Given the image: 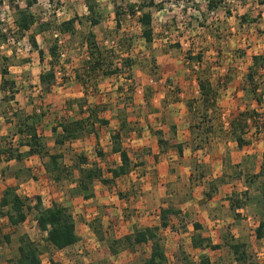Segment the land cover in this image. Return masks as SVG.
Wrapping results in <instances>:
<instances>
[{
  "label": "crops",
  "instance_id": "obj_1",
  "mask_svg": "<svg viewBox=\"0 0 264 264\" xmlns=\"http://www.w3.org/2000/svg\"><path fill=\"white\" fill-rule=\"evenodd\" d=\"M261 15H263L262 12ZM197 18H200L199 13ZM224 21L228 24L230 23L229 21H232V24H229L225 31L229 36L227 37L229 41H225L224 43L223 35H220L222 31H219V34L215 35L217 32L214 33L211 30L213 26L208 24L207 21L203 22L199 19V25L196 27L195 24H193L196 22L195 20L190 22L191 28L195 30L192 31V33L195 34L191 33L192 38L196 35L197 37L196 39L193 38L187 50H190L193 55L201 51L204 55L202 62H190L183 59L182 61H174L172 65L164 63L161 66L163 78L156 82L159 86L153 93V99H150L152 105H154L151 111L157 108V112H150V116H147L150 121L146 124L145 128L140 123L137 125L141 129L139 131L140 133L136 134L134 139V135H131V140H126L127 135L124 132L121 133L123 134L122 147L127 151L130 157L132 168H134V166L136 167L134 170L131 169L129 175L116 179L112 185H104L105 188L102 186L103 184L96 183L93 186L94 196L92 198L85 200L79 196L70 197L68 188H71L72 185L67 187L66 184L62 185L55 183L52 179V175L45 169L44 162L46 163L47 160L45 159L43 162L36 155H27L29 148L20 144L24 142V136H20L19 134L12 136L13 144L11 147L13 150H17V153L21 155V159L7 160L5 156L1 157L0 196L8 187H15L17 195L21 198H23V196L26 198L40 197L42 204L46 207H50L52 203L67 207L73 216L76 234L80 240L72 247L58 251L59 253L67 250H74V248H77L81 244H84L85 247L89 244L90 246L92 245V247H98L102 243L105 244L106 242L100 240L89 225L95 219H101L100 213H103V210L107 212V215L112 216L111 222L108 223L109 225L101 222L103 229L112 233L110 231L111 226L118 224V233L114 234L120 237L131 235L135 230L160 227V211L168 207V205L165 204V194H167L166 197H171L174 191L173 188H175L174 183L177 180L183 183V188L189 185V180L192 175L191 170H193L189 167V164L190 161H195V158H197L196 154L191 151V122L186 104L189 101L199 102L200 89L198 83L199 80L204 78L203 73L205 71H208L211 88L218 94L217 107L219 109V114H216V112L212 113L210 109L207 110V113L215 116L212 121L213 126L217 130L220 128L223 129L221 135L223 137L214 139L216 140L215 143L213 142L211 144L212 147H215V152L212 151V153L207 156V158L210 159V163H223L224 148L228 147V149L231 148L232 151L229 159H231L232 164H238L241 161V155H243L242 152H244V149L254 146L255 143H253L252 139L249 146L239 149L235 141L229 136L230 115L235 113V109L239 105L240 110L247 107L246 104L242 106L238 104V102L235 105V101L240 99L239 102L241 103L247 98L244 91L240 90L238 86L244 80L252 64V59L244 65L235 63V13H229ZM219 37L221 38L220 40ZM195 45H198V47ZM42 51L44 52V60L42 62L38 52L31 51L29 56L25 58L26 60L23 59L20 64L8 68L9 75L6 78L14 81L17 92L14 93V99L11 100L9 93H3L0 90V108L4 107L3 109L7 111L13 108V111H10L11 116L21 112L25 115H32V113H39L37 112L39 109H37L36 105H40L42 103L41 101H43L42 112L46 110V115L43 116V120L37 132L38 135L44 138L49 153L62 155L63 164L66 166L71 165L74 158L84 156L88 159L89 163H97L102 170L104 178H111L107 170L114 169L121 165L119 154L112 152L113 143L111 137L115 131L120 128L119 125L122 120L119 119H121L122 116L125 117L128 110L136 111L140 108L136 106V97L137 92L143 94V90L137 89L134 93V107L125 109L122 103L125 95L117 92V88L124 85V80L114 76L103 80L99 79L96 93L94 95H89L87 92L85 93V98L88 100V103H98L99 99V103L103 105L110 104L104 112L100 111L98 113L99 118L108 121V125L99 126L95 124L92 134L85 133L75 141H68L58 146L55 143V138L56 135L61 134V130L57 127V124L66 120L77 121L85 119L90 115L91 110L83 106L81 112L76 105H73L71 109H64L66 101L71 99L74 100L75 98L79 99L84 96L83 87L73 80V76H71L69 82L63 85L57 83L44 98H36V94H41L38 86L40 85V75L45 70L49 69L47 65L48 58H46L45 51ZM9 55L10 54L7 53L5 57L9 58ZM79 61L77 60L76 62L74 61L66 65L65 75L67 77L70 76L71 69L78 66L80 63ZM235 68L239 71H237V75H235ZM134 70L136 69H133V72ZM134 73L136 74L135 77L138 78H141L143 75V73L138 70ZM1 80L2 77L0 74V83ZM31 83L37 85L34 86V88H31V86L28 87L27 84L32 85ZM176 88L178 90L174 92ZM164 102H166V104ZM5 105H7V108ZM46 106L47 109L45 108ZM29 109H31V113L28 112ZM219 117L220 120H226V122H221L218 119ZM2 118L4 119V117ZM126 120L128 122L130 121L128 118H126ZM1 124L2 122H0V127ZM4 124H6L7 129L16 130L17 128L16 119L12 120V117L4 119ZM53 129H56L57 133H54L52 131ZM6 130L2 129L0 131V136H4ZM157 130L162 132V139L167 143V146L162 147L158 144L157 136L154 134V131ZM170 130L174 132H172L173 135L170 133ZM223 138H225V140ZM247 138H249V136ZM1 147L5 148L6 146ZM97 151L103 153V159L97 157ZM72 153L75 155L71 156ZM236 154L239 155V157L235 161ZM67 155H70V158ZM91 155L93 159H91ZM105 168H107V170H105ZM138 169L141 171V177L138 179L139 188L141 190L139 189V196L136 199L137 203H135L136 219L133 220L131 217H123L122 213L125 209L123 210L124 207L122 205L120 206L123 200L118 197H107V192L104 190L109 192H111V190L113 191L114 186H118L120 182L124 181V178L131 176ZM215 174L214 176L216 178L223 176V172L219 174L218 170H216ZM241 181L243 180L239 182L241 183ZM102 191L104 193H102ZM220 193L221 190L219 188L217 194L220 195ZM235 193H237V189L233 188L231 194ZM194 195L195 194H191L188 196L191 198ZM205 203L199 200L198 204L194 207L186 205L183 209L180 205L177 208L175 207L174 209L179 212L178 217L170 222L168 228L159 229V232L164 230V232H171L168 234H177L175 223L178 224L177 221H179V223L186 224L187 226L185 230L184 228L180 229L178 234L184 236L182 232L188 229V239L186 241H189L190 244L192 243V239L198 236L201 239L210 240L213 245L222 244V237L216 234L218 230H222L224 226L226 229L230 227L227 226V222L215 217L213 211L212 213H207L203 208ZM113 205L114 207H112ZM104 207L106 208L104 209ZM116 207L118 209H116ZM192 213L193 218L183 221L182 215L185 219L186 217H191ZM209 215L214 218V220H210ZM30 219H32L31 224H35V226L32 227L34 231L37 227L33 215L28 216L25 223L16 229L9 226L6 218H0V237H2V235H9L12 239L13 233L18 231L20 227H25ZM41 237L44 238L45 234L42 233ZM147 246L150 248V244ZM180 248L181 250L183 249L181 244L177 245L175 251H179ZM191 248L195 249V251L208 250L194 248L193 246H191ZM8 260V258L7 260H0V264H9ZM42 264L44 263L42 262ZM48 264H50V260Z\"/></svg>",
  "mask_w": 264,
  "mask_h": 264
},
{
  "label": "trees",
  "instance_id": "obj_2",
  "mask_svg": "<svg viewBox=\"0 0 264 264\" xmlns=\"http://www.w3.org/2000/svg\"><path fill=\"white\" fill-rule=\"evenodd\" d=\"M11 4H14V20L15 30L11 28H4L6 24L0 21V47L9 48L12 44L8 43V39L12 38L14 43H18L20 38H24L29 33V43L31 49L38 52L41 62L44 60V52L40 49L37 42V36L43 35L45 33H50L55 31L58 33L59 38L63 39L69 44V42L79 39V45L85 50L86 58L79 61L77 67L71 69L70 76L65 75L66 65H62L59 58L60 48L59 39L55 38L52 40L49 48V60L47 65L48 70H45L40 75V85L39 91L41 94L39 98H44L47 93H49L53 87L58 83L57 74L61 75V82L59 85H63L69 82L71 76L73 80L84 88V93L79 99L66 101L64 109H71L73 105H76L80 111L83 106L86 105L85 93L87 89L91 86V90L95 92L98 90L99 79H106L109 77H119V74L125 75L126 86H119L117 92L125 95L123 100V107L125 109H131L134 107V93L136 92V87L138 83L134 81L132 76V63L133 61L129 57H119L117 56L119 52L118 49H125L127 46L132 47L134 44L131 40H127L128 44L119 37V32L122 29V20H127L130 18H135L138 26L140 27L139 39L142 40L143 45L146 48H151L155 42V34L153 30V10L162 11L164 10L165 2L164 0H114V15H115V29L113 40L111 41L110 48L102 46L93 31V28L100 25L102 18L99 12H96L95 6L92 4L91 0H87L86 5L89 11V16H86V22L89 25V30L86 33H82L78 30L76 23L78 25H83L84 21L78 19L76 16L59 22L55 27L52 25L51 21L42 22L39 20L32 12L31 8L37 5L38 0H10ZM18 1H23L24 6H20ZM54 2L55 0H50ZM185 2V0H182ZM226 0H204L205 10L201 11L200 6L194 8L200 13L201 21L206 22L208 16L214 15L220 10V8H225ZM189 2V1H188ZM258 4L264 6V0H258ZM17 3V4H15ZM1 4V3H0ZM202 12V13H201ZM227 15L229 12L226 13ZM261 14H258L257 18ZM256 19L250 20L248 14H244L239 17L240 25H245L248 23H255ZM6 29V32L3 30ZM34 29V31H32ZM53 34V35H54ZM128 37V35H126ZM120 38V39H119ZM129 39V38H128ZM85 46V47H84ZM173 47L180 48L179 44H175ZM129 51V48L126 50ZM118 57V58H117ZM185 57L187 61L201 63L203 60V53L201 51L196 54H192L190 50H186ZM124 58L123 60H120ZM26 60V59H25ZM10 58L5 56L0 58V74L2 77L0 83V90L3 93H9L10 99H14V93L17 92L15 89L14 81L7 79L9 75L8 62ZM71 63H73L71 61ZM67 64H70V60H67ZM204 78L199 80L200 98L197 101H189L186 104L187 111L189 113V119L191 122L190 132H191V144L194 149H202L204 144H208L210 137L212 135L218 136L222 135L223 129H216L213 126V117L207 113V110H211L212 113L219 114V109L217 107V97L218 94L215 90L211 88L208 71L203 73ZM240 90L244 91L245 95L249 100L256 103L259 108L264 107V54L252 57V64L248 69V72L238 86ZM178 89L176 88L174 92ZM150 91V92H149ZM173 92V93H174ZM150 93V94H149ZM154 93V91H153ZM152 91L149 89L144 94L145 103L150 104V96ZM153 96V95H152ZM151 96V97H152ZM43 103V101H41ZM42 103L40 106L42 107ZM166 104V102H164ZM110 104L102 105V111H105ZM97 107H99L97 105ZM101 107V106H100ZM95 110V109H94ZM46 110H39L38 114L32 116H21V114H13L12 120L16 119L17 128L13 135L19 134L24 136V142L21 145L27 146L29 151L27 155L38 156L44 162L45 169L48 173L52 175V179L57 184H66L68 187V194L70 197H82L87 200L94 196L93 186L96 183H101L103 185H112L116 179L122 178L123 176L129 175L131 169L130 157L126 150L122 147V132L128 135L130 128V122L123 117L119 125V129L115 131L112 135V152L117 153L120 156L121 165L114 168L108 169L107 172L110 173L111 178H104L101 168L96 162H88V159L84 156H78L73 159L71 165L66 166L63 164V156L60 154H50L49 150L45 145L44 138L38 135V127L43 120V116L46 115L44 112ZM134 111V110H133ZM82 112V111H81ZM100 112V111H99ZM152 112L156 113L157 108ZM134 113H138L134 111ZM123 114V113H122ZM164 118V117H163ZM107 126L108 121L99 118L98 112L91 111L90 115L82 120H66L57 124L60 128L61 134L56 135L55 143L58 146L63 145V143L68 141H75L83 134H92L94 132V125ZM264 114L259 113L257 110H245V111H235L230 115V138L235 141L239 149L249 146L251 140H253L260 135L264 134ZM251 131L250 137L247 138V132ZM57 133L56 129L52 130ZM138 132V131H137ZM139 134V132L137 133ZM154 134L158 137V144L162 147L167 146V143L162 139L161 131H154ZM217 137V136H216ZM223 137V136H220ZM12 144H8L5 148L0 146V159L5 156L7 160H20L21 155L17 153V150H13ZM97 157L103 159V153L97 151ZM196 169V168H195ZM232 170V178L242 179L247 187L244 192L240 195L233 194L229 198L231 212H235L238 209H243L247 203L252 199L250 197V190L254 187L256 192L260 193V198L264 206V163L260 166L259 170L255 174H251L248 171L245 172L246 168L241 164L232 165L230 167ZM132 170V171H133ZM225 173V172H224ZM205 175L199 174L198 177L191 175L190 182L194 180L199 181L204 179ZM225 176H220L217 181L220 185H224ZM218 185V186H220ZM218 187L215 182L209 184V191L206 197L211 198L212 195L217 192ZM264 209V207H263ZM257 227L254 229L255 239L257 241L264 240V213ZM33 215L36 222L37 229L45 234L43 238L44 246L51 248L55 251H62L67 248L72 247L79 242V237L76 234L75 222L70 210L60 204L52 203L50 207H46L42 204L40 197L33 198H21L16 193L15 187H8L5 189L0 196V218H6L8 224L12 228H18L20 225L25 223L28 216ZM179 212L172 206H168L160 211V227L159 228H145L141 230H135L131 235L120 237L117 235H112L109 231L104 230L101 220L95 219L91 222L90 228L96 234V236L106 242L107 248L112 256H117L122 251H132L136 247L147 246L150 244V255L142 262V264H166L167 257L162 245V240L158 235L159 229H165L170 226V222L177 218ZM238 216H235V218ZM228 229V228H227ZM2 241L5 244H11V238L9 235H2ZM18 246L16 256L9 261V264H42L43 251L40 249V244L31 240L27 234H22L18 237ZM192 246L194 248L200 249H210L218 250L223 246H226L231 255L232 261L229 263L211 262L208 258H201L196 264H251L250 257L248 254L247 246L243 242L235 240L232 236L228 238H223L222 244L213 245L210 240L201 239L199 236L192 239ZM178 258L175 264H194L190 258L181 251L177 252ZM181 258V259H180ZM50 264H63L55 256L51 255Z\"/></svg>",
  "mask_w": 264,
  "mask_h": 264
},
{
  "label": "rangeland",
  "instance_id": "obj_3",
  "mask_svg": "<svg viewBox=\"0 0 264 264\" xmlns=\"http://www.w3.org/2000/svg\"><path fill=\"white\" fill-rule=\"evenodd\" d=\"M131 1L136 2L138 0ZM257 1L258 0H226L224 4L225 8H223L222 6V8H220L217 13L208 16L206 20L208 24H211V26H213L211 30L214 33L217 32V34L215 35H218V32L222 31L220 32V35H223L224 43L225 41H229V39H227V37L229 36L227 33H225V31L229 24H232V21H229V24L224 21L227 16L226 13H235L234 45L236 64L244 65L245 63H248V61H250L254 55L259 56L264 54V6L258 4ZM86 2L87 0H55L54 2H51L50 0H38L37 5L31 8V12L39 20H42V22H46L48 20L51 21L52 25H54L55 27L59 24V22L69 20L70 18L76 16L78 19L84 21V24L82 26L76 23L78 30L82 34L83 32L86 33L89 30V25H87L88 23L85 19H83L86 16H89ZM91 2H93L92 4L95 6L96 12H99L102 18L100 25L93 28V31L95 32L99 43L108 49L111 46L113 36H115V34H113L115 29V15L113 13L114 0H91ZM164 2V10L159 12L155 10L152 11L155 42L154 45L149 49L146 48L143 45L142 40L139 39L140 27L138 26L135 18L122 20V29L119 32V37L123 40V42L126 43V45L128 44L127 40H131L134 45L132 47L127 46L125 49H118L117 47L116 50L117 52H119L117 56L124 58L129 57L133 61V67L131 69L133 77H135L136 74L134 72L137 70L143 73L141 78L135 77L134 79V81L136 80V82L139 84L138 87H136V90H143V94L141 92L140 94L137 92L136 106L138 108L140 107L136 110V112L138 113H134L133 110H128L125 114V117L130 120V125L132 124V128H130L131 130L126 136V140H131V135H134L133 139L135 138V135L141 129L137 126L139 123L142 124L145 128L146 124H148V122L150 121V119L148 120L147 116H150V112H152L151 108L152 106H154L152 105V101H150V99H153V91H155V89L159 86V84H157L156 82H158L159 79L163 78L161 66L164 63L172 65L174 61H182L183 59H186V57L184 56L185 52L188 49L193 38L196 39L197 37L196 35L192 38L191 33L195 30L191 28L190 22H193V20H195L196 22H194L193 24H195L196 27L197 25H199L198 20H201V18H197L199 12L194 8L200 6L201 11L205 10L204 0H185V2H183L182 0H164ZM0 3V20L4 18L6 24V27L4 28H10V24L15 18V6L14 4H11L10 0H0ZM17 3L20 4L21 7L24 6L23 1H18ZM261 12L263 13V15H260V17L257 18L258 14H261ZM244 14H248V18L250 20L257 18V21L255 23L240 25L239 17ZM199 17H201L200 13ZM32 31H34V29ZM53 34L54 31H51L50 33L47 32L43 35H39L36 38L41 49L45 51L46 58H48V60L50 58L48 54V48L52 40L58 38L59 41L64 44L63 39L59 38V35L56 31L55 34ZM126 35H128V37ZM28 39L29 33L23 39L20 38V40H18V45H10L9 48L0 49V58L6 56L7 53L10 54V61L8 62V64H6V66H8L7 68L20 64L23 59L29 56L31 51H35L31 49V45ZM220 39L221 38L219 37V40ZM79 41V39H76L69 42V44L67 43V41H65L66 44L63 46L61 45L62 47L60 49L64 50V52H66L67 54L66 61L62 62V65H67V60H70L71 63V61L76 62L77 60H84L86 58L85 50L80 47ZM175 44H179L180 48L173 47ZM195 46L198 47V45ZM128 48L129 51H126ZM124 58H121L120 60H123ZM133 69L136 70H134L133 72ZM237 71L238 70H236L235 68V75H237ZM61 77V75H57L58 83L61 82ZM119 77L124 80V86H126L127 82L125 81V75L121 73L119 74ZM36 85L27 84V86H31V88H34V86ZM149 89L152 91V97L150 96L149 99L150 104H147L144 101V94ZM87 92L89 95H94L96 93L94 90H91V86L87 89L86 93ZM38 96L39 94H36L37 99ZM99 101L100 100L98 99V103L86 102L85 106L86 108H88V110L94 112H104L102 111L103 104L99 103ZM239 101L240 99L235 101V105L238 102V104H241L242 106L246 104L247 107L243 110H240L239 105L235 109V111L257 110L259 113L264 114V107L259 108L256 103L252 102L248 98L244 100L245 102L243 101L240 103ZM97 105L99 107H97ZM5 107L7 108V105H5ZM36 107L42 112L43 107H41L39 104H37ZM3 108H0V122H2L0 131L2 129H7L6 124H4V119L12 117L11 112L13 111V108L10 109L11 112ZM45 108L47 109V106ZM28 112L31 113V109H29ZM19 114H21V116L30 117L35 113H32V115H25L23 112H21ZM2 117H4V119ZM218 119L220 120V117ZM220 121L226 122V120L222 119ZM262 129L264 132V127ZM14 131L15 130L7 129L5 131V135L0 136L1 146L13 144L12 136L14 134ZM251 131L252 129L247 132V137H250ZM172 132L173 131L170 130L171 134ZM216 136L212 135L210 137V141H208V144H204V147L202 149H194L193 145H190L192 153H195L197 156V158H195V161H190L189 167L193 169L191 170V173L196 177H198V175L201 173L205 175L204 179L202 178V180H199L197 182L196 180H194L192 183L189 181V185L186 188H183V183H180V181L177 180L174 183L175 188H173L174 191L172 192L171 197H166L167 194H165V204L168 206L172 205L174 206V208H177L180 205V207L183 209L185 205L194 207L198 204L199 200L204 201V203L206 202L205 206L203 205L204 210L207 211V213H212L213 211V213H215V217H217L219 220H224L225 222H227V226L230 227L226 229V227L224 226L222 230H218L216 235H220L222 239L223 237L229 239V236H232L233 238L235 237V240L245 243L247 246L251 264H264V240L257 241L254 234V229L257 227L262 216L261 213H264V206L260 198V193L256 192L253 187L252 190H250V197L252 199L247 203V205L243 209H238L235 212L230 211L229 198L231 195H233L231 194L233 188H236V194L240 195L246 190L247 187L245 186L243 181H241L242 184L239 182L243 179L238 180L234 177L232 178L233 173L230 167L234 164H232L231 159H229L230 153L232 152L231 148H224L223 163H210V159L207 158V156L210 155L212 151L215 152V147H212L211 144L213 142L215 143L216 140L214 139H220L221 135L218 136L217 133ZM223 139L225 140V138ZM253 143H255L254 146L244 149V152H242L243 155H241L242 158L240 157L241 161L238 163L243 165L244 168L248 169L245 172L248 171L251 174L257 173L260 166L264 163V134L255 138L253 140ZM74 155L75 154L73 153L71 154V156ZM67 156H69L70 158V155ZM236 157L235 161L238 159L239 155H237ZM91 159H93L92 155ZM105 170H107V168H105ZM216 170H218L219 174L220 172H223L225 176L224 180L225 182L227 181V183H224V185H220V182L217 181L216 177L214 176L216 175ZM140 177L141 171H139L138 169L131 176L124 178V181L120 182L118 186H114L113 191L111 190V192H109L107 190H104L105 192H107V197H118L119 199L123 200L122 203H120V206L122 205L124 207L123 210L125 209L122 213L124 218L131 217L133 220L136 219L135 203H137L136 199L139 196L140 188L138 179ZM212 182L216 183V186L218 187V189L220 188L221 193L220 195H218L217 189V192H215L211 198H208L205 194H207V192L209 191V184ZM102 186L105 188L104 185ZM102 193L104 192L102 191ZM191 194L195 195L190 198L188 195ZM23 198L26 197L23 196ZM210 200L212 201L209 202ZM112 207H114V205ZM105 208L106 207H104V209ZM116 209L118 208L116 207ZM100 214L101 222L109 225L108 223L111 222L112 216L107 215V212L105 210H103V213L101 212ZM235 216L238 217L235 218ZM181 217L183 218V221H185L186 219L189 220L193 218V213L191 214V217H186L185 219L183 215ZM209 219L214 220V218H212L210 215ZM31 222L32 219L29 220L25 227H20L18 231L13 233L11 244H5L0 237L1 261L7 260V258L9 259L8 261H10L16 256V250L18 246L17 240L18 237L22 234H27L33 241L40 244V249L43 251L42 262L44 264H48L51 255L55 256L63 264H142V262L146 260L150 255V248L148 246H141L136 247L132 251H122L117 256H112L107 248L106 243H102L98 247H92V245L90 246V244L85 247L84 244H81L77 248H74V250H67L65 252L59 253L58 251H54L49 247L47 248L46 246H44L43 238L41 237L42 233L37 228L33 231L32 227L35 226V224H31ZM177 223L178 224L175 223V230H177V234H168L171 232H164V230L158 233L162 240V245L164 246V251L166 253V264H175V262H177L176 259L178 258V251H175V249L179 244H181L183 248L182 252H184L190 258V260L194 262V264L198 263L201 258H208L211 262L215 263H229L232 261V255L226 246H223L218 250L208 249L207 251H195V249L191 248L192 243L190 244L189 241H186L188 239V229H186L185 232H182V235L184 236L178 234V231L183 228L185 230V227L187 225L179 223V221H177ZM117 227L118 224L111 226L110 231L112 232V235H114V233H118L119 227ZM179 251H181V248L179 249Z\"/></svg>",
  "mask_w": 264,
  "mask_h": 264
},
{
  "label": "built area",
  "instance_id": "obj_4",
  "mask_svg": "<svg viewBox=\"0 0 264 264\" xmlns=\"http://www.w3.org/2000/svg\"><path fill=\"white\" fill-rule=\"evenodd\" d=\"M212 15H213V14H212ZM0 21L5 23V19H4V18H2ZM10 28H11L12 30H15V25H14V23H13V20H12V22H11V24H10ZM3 31L6 32V29H4ZM55 37H56V36H55ZM8 43H9V44H12V46H13V45H16V44H17V45L19 44V42H18V43H14V40H13L12 38H9V39H8ZM59 44L61 45L62 42L59 41ZM0 49H4V46H1ZM59 58H60V61H61V62H65V61H66L67 54H66V52H64V50H60V52H59ZM37 112H39V110H38Z\"/></svg>",
  "mask_w": 264,
  "mask_h": 264
}]
</instances>
